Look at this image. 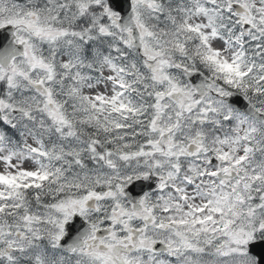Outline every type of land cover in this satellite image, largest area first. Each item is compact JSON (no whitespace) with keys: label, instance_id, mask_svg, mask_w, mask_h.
I'll use <instances>...</instances> for the list:
<instances>
[{"label":"snow or ice","instance_id":"obj_1","mask_svg":"<svg viewBox=\"0 0 264 264\" xmlns=\"http://www.w3.org/2000/svg\"><path fill=\"white\" fill-rule=\"evenodd\" d=\"M0 264H264V0H0Z\"/></svg>","mask_w":264,"mask_h":264}]
</instances>
